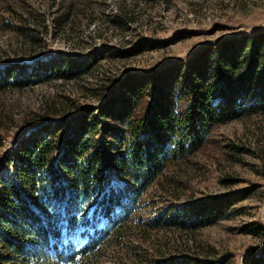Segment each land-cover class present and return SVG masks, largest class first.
<instances>
[{
	"label": "rangeland",
	"instance_id": "rangeland-1",
	"mask_svg": "<svg viewBox=\"0 0 264 264\" xmlns=\"http://www.w3.org/2000/svg\"><path fill=\"white\" fill-rule=\"evenodd\" d=\"M259 30L264 0H0V73L31 71L26 84L0 90V178L29 132L63 119L62 138L87 106L118 95L126 75L178 84L193 56ZM77 65L74 77L57 74ZM45 69L49 80L33 75ZM120 226L86 264H264V113L215 125L198 151L166 164ZM81 229L69 234L76 248L88 241ZM81 256L58 264H84Z\"/></svg>",
	"mask_w": 264,
	"mask_h": 264
},
{
	"label": "trees",
	"instance_id": "trees-1",
	"mask_svg": "<svg viewBox=\"0 0 264 264\" xmlns=\"http://www.w3.org/2000/svg\"><path fill=\"white\" fill-rule=\"evenodd\" d=\"M78 66L57 74L74 77ZM26 68L14 64L2 71L0 90L26 84ZM34 73L45 81L51 75L47 69ZM151 77L126 75L118 95L87 106L62 138L57 132L66 123L57 119L17 144L0 178L4 264H58L79 253L86 264L99 238L120 237V224L166 164L198 151L215 125L264 113V30L222 39L216 49L193 56L179 67L178 84L173 77ZM79 224L88 241L76 248L69 234ZM258 259L248 256L242 264Z\"/></svg>",
	"mask_w": 264,
	"mask_h": 264
}]
</instances>
